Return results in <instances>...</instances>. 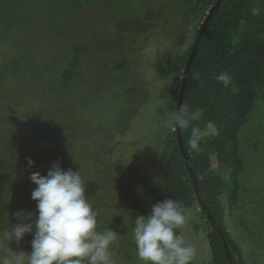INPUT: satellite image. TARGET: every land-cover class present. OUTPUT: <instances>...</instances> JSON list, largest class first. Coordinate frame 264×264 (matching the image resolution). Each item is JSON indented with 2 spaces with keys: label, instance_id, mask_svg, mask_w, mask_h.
<instances>
[{
  "label": "trees",
  "instance_id": "trees-1",
  "mask_svg": "<svg viewBox=\"0 0 264 264\" xmlns=\"http://www.w3.org/2000/svg\"><path fill=\"white\" fill-rule=\"evenodd\" d=\"M182 1L184 5L179 11H182L186 25L177 40L181 49L166 59L170 78L166 100L168 115L178 109L185 67L201 28L218 0ZM107 3L116 7L115 18H124L126 14L131 17L118 22L120 34L130 33L137 23H147L148 29H152L160 16L153 6L145 9L143 0H0V56L6 53L4 48L12 44L18 48L11 60H7L9 63L4 61L0 69V89L8 84L11 77L20 76L39 80L43 89L41 93L31 94L26 102L28 116L39 122L37 128L8 125L0 132V167L7 162L15 179L28 183L32 172L46 175V170L54 161L66 164L74 156L73 152L83 155V151L76 150L73 145L70 149L72 134L83 122L75 118V123H68L58 117L61 114H79L80 108L86 106V100L80 98L83 91L78 92L74 88L82 90L88 82L86 58L91 60L89 64L96 66L91 68L94 74L104 68V52L107 49L104 35L98 38L100 41L86 38L83 44H73L68 55L63 52L67 48L56 50L52 42L55 55L49 54L52 60L48 57L41 65L37 54L31 50L40 47L38 38L43 41L53 39L49 36L50 31L56 32L55 40L66 44L73 35L80 34L79 20L83 11L87 7L92 10L101 8ZM128 26L132 28L129 30ZM88 52H92L94 58ZM222 71L232 77L227 88L216 79ZM196 73H199V80L193 77ZM73 89L76 95L67 103H62L63 106L57 105L56 98L63 99L72 94ZM2 96L0 93V98ZM74 97L79 101L71 107L74 109L71 113L69 103ZM7 101L12 102L13 107L21 105L14 104L15 96L7 98ZM181 105H187L190 111L199 114L191 126L203 128L212 122L218 129V135L206 137L201 142V151L197 153L187 143L191 126L186 130L180 129L187 160L179 141V128L174 132L169 129L144 195L134 204L117 206L129 210L132 227L125 230L131 232L135 217L147 215L155 203L177 199L190 215L198 216L199 219L193 221L204 234L211 256L210 264H262L264 189L259 184H250L251 180L241 181V174L247 168L252 167L250 172L255 170L254 164L249 167L252 149L262 151L264 148V137L251 139L258 132L255 123L261 122L264 126V0H222L218 5L195 51ZM39 113L47 115L45 121H41ZM261 132H264V127ZM91 133L94 134L93 130ZM91 133L87 134L90 138ZM244 146L251 149L248 154L240 153ZM87 147H83L84 150ZM28 158L34 161L31 167ZM192 171L198 179L205 206L196 195ZM2 194L0 191V198ZM25 203L28 208L33 207L30 200L25 199ZM208 211L216 222L209 218ZM7 227V221L1 220L2 231ZM34 230L23 238L28 243L33 239ZM119 244L129 248L128 254H132L133 248L128 247V242ZM132 246L135 251L134 242Z\"/></svg>",
  "mask_w": 264,
  "mask_h": 264
},
{
  "label": "rangeland",
  "instance_id": "rangeland-1",
  "mask_svg": "<svg viewBox=\"0 0 264 264\" xmlns=\"http://www.w3.org/2000/svg\"><path fill=\"white\" fill-rule=\"evenodd\" d=\"M183 5L182 0H143L142 6L145 9L153 6L154 9H150L160 14L155 25L148 29L147 23H137L134 28L128 26L129 30L132 28L130 33L122 34L118 22L130 16L127 17L126 14V17L122 15L124 16L122 19L115 18L117 9L113 4L107 3L103 7L101 5V8H93L94 10L87 7L79 20L80 34L73 35L66 44H63L61 40H55L56 32L50 31L49 36L54 38L49 41L38 38L40 47L31 50L37 54V61L41 65L49 54L55 55L51 46L53 43L56 50L67 48L63 52L68 55L72 52L73 44H83L86 38L100 41L98 38L104 35V45L107 46L104 52V68L94 74L95 71H91V68L96 66L89 64L91 60L86 58L88 82L82 90L74 88L78 92L83 91L80 98L86 100V106L80 108L79 114L72 113L74 109L71 107L79 101L74 97L71 104L69 103L72 114H61L58 118L65 119L68 123H75V118L83 122L81 127L79 125V129L73 132L70 148L72 149V145L75 146L76 150L83 151V155L79 156L77 152H73L74 156L69 158L66 164L61 163V167L64 170L68 168L73 171L80 170L86 182L85 196L91 199L99 213L98 230L103 231L109 227L119 234L113 244L117 264H141L132 246L133 239L130 238L132 234L126 231L132 227L128 217L129 210L117 206L134 204L144 195L170 132L164 126V121L171 116L166 112L170 86L166 59L181 49L177 40L186 25L182 11H179ZM140 32L143 33L138 36ZM4 49L6 53L0 56V69L4 61L11 60L18 51L14 44ZM87 54L94 58L92 52ZM49 59L52 60L51 57ZM40 84L39 80L31 78L11 77L8 84L0 89V93L3 94L0 98V132L2 127L8 125L37 128L39 122L28 116L26 102L31 94L43 92ZM74 89L71 91L72 94L66 95L63 99L56 98L57 105L63 106L62 103H67L69 98L76 95ZM57 94L59 95L58 92ZM11 96H15L14 104L21 105L13 107L12 102L7 101ZM38 116L41 121L47 118L44 113H39ZM255 126L258 132L253 134L251 139L264 137V132H261L264 126L261 122L255 123ZM89 133L92 135L91 138L87 135ZM83 147L87 149L84 150ZM250 150L244 146L240 153L248 154ZM250 157L252 161L249 167L254 164L252 166L255 170L250 172L253 170L252 167L245 169L241 174V181L251 180L250 184H259L264 189V148L262 151L252 149ZM7 164L4 162V166L0 167V191L3 193L0 198V221H7L9 229L11 224L17 223L15 213L21 209L33 212V217L36 216L37 202L31 198V193L36 187L34 182L29 180L27 183L15 179L12 167H7ZM25 199L30 200L32 208L27 207ZM190 216L188 225L179 230L186 241L196 249V256L191 264H210L211 256L205 244L204 234L193 221L198 216L193 213ZM3 231L0 228V233ZM126 242L128 247L133 248L132 254H128L129 248L119 244ZM9 246L14 251L31 252V243L24 239L19 243L13 240L10 245L8 241L0 240V252ZM260 260L264 264V258Z\"/></svg>",
  "mask_w": 264,
  "mask_h": 264
},
{
  "label": "clouds",
  "instance_id": "clouds-1",
  "mask_svg": "<svg viewBox=\"0 0 264 264\" xmlns=\"http://www.w3.org/2000/svg\"><path fill=\"white\" fill-rule=\"evenodd\" d=\"M193 77L200 79L199 73ZM216 79L227 88L232 77L222 71ZM198 116L189 106L181 105L164 121V126L173 132L177 128L186 130ZM216 135L218 129L212 122L203 128L191 126L188 147L198 153L201 142ZM33 164L28 158L29 167ZM30 180L36 185L31 193V198L37 202L36 218L33 219V212L17 211L15 216L19 222L0 233V240L8 241L9 245L13 240L19 243L25 234L35 229L32 250L30 253L14 251L9 246L0 252V264H117L113 244L119 234L109 227L98 230L99 213L85 196L86 182L80 170H64L57 160L46 175L32 172ZM190 219V213L177 199L157 202L147 215H137L131 234L138 261L141 264H191L196 249L178 232Z\"/></svg>",
  "mask_w": 264,
  "mask_h": 264
},
{
  "label": "water",
  "instance_id": "water-1",
  "mask_svg": "<svg viewBox=\"0 0 264 264\" xmlns=\"http://www.w3.org/2000/svg\"><path fill=\"white\" fill-rule=\"evenodd\" d=\"M221 2H222V0H218V1H217L216 5L213 7V9L211 10L210 14L208 15V18H207L206 22L203 24V26H202V28H201V32H200V34H199V36H198V38H197L196 44H195V46H194V50H193V52L191 53V56H190V58H189V61H188L187 65H186V67H185V70H184V77H183V85H182V89H181V93H180V100H179L178 109H179V107H180L181 104H182V100H183V96H184V92H185V88H186V83H187V80H188V74H189V71H190V67H191V64H192V61H193V57H194L195 51H196V49H197L198 43L200 42V38H201V36H202V34H203V32H204V30H205L207 24H208V21H209L211 15L213 14V12L216 10V8L218 7V5H219ZM178 136H179V141L181 142V147H182V149H183V153H184V155H185V157H186V159H187L188 155H187L186 149H185V147L183 146L182 141H181L182 139H181V136H180V129H179ZM187 160H188V159H187ZM187 162H188V161H187ZM192 175H193V177H194V184H195V188H196V195L199 197V199L201 200V202H202L203 205L205 206V203H204V201H203V198H202V196H201V193H200V190H199V187H198V179L195 177L193 171H192ZM208 215H209V218H210L211 220H214V221L216 222V219L214 218V216L212 215V213H211L210 211H208ZM218 227H219V225H218Z\"/></svg>",
  "mask_w": 264,
  "mask_h": 264
}]
</instances>
